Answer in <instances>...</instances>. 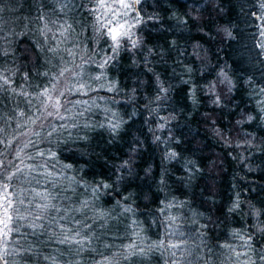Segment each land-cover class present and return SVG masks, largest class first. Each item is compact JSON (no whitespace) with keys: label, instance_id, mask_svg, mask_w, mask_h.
Here are the masks:
<instances>
[{"label":"trees","instance_id":"obj_1","mask_svg":"<svg viewBox=\"0 0 264 264\" xmlns=\"http://www.w3.org/2000/svg\"><path fill=\"white\" fill-rule=\"evenodd\" d=\"M95 8L0 0V78L9 81L0 79V154L22 158V187L47 188L59 210L88 202L58 229L59 210L44 212L43 229L17 238L16 264H264V0H139L129 17L142 21L137 45L124 40L118 54ZM45 23L71 25L75 50L63 63L43 47ZM70 64L71 88L97 90L71 92L88 104H72L65 124L40 123L42 93ZM45 160L63 169L56 188L42 169L28 173ZM133 242L145 252L125 259Z\"/></svg>","mask_w":264,"mask_h":264},{"label":"snow or ice","instance_id":"obj_2","mask_svg":"<svg viewBox=\"0 0 264 264\" xmlns=\"http://www.w3.org/2000/svg\"><path fill=\"white\" fill-rule=\"evenodd\" d=\"M138 3L139 0H95L96 8L92 11L94 13L99 12V15L96 16L97 23L99 24L98 31L102 30L103 35L111 40L112 43L110 47L113 53L115 54H118L120 48L122 47V41L124 40L130 41L133 47L137 45V41L132 39V28H134L137 24L141 23L142 21L139 19V17H132L131 19H129V17L131 12L135 11V6ZM41 19H43V17H41ZM44 27L47 28V24H45ZM70 28L71 25H68L67 28L61 25V36H65L68 32V29ZM48 30L50 31V29ZM49 51L55 52L56 49L50 48ZM70 54L73 53H71L70 51ZM112 59V56L105 58L103 60V63H101L99 67H105ZM65 71L70 70H62L60 75H64ZM44 75H47V73H45ZM80 75H82V73ZM0 79H3L4 84H7L9 82L7 78ZM94 79L100 80L101 76H97ZM0 87H2V85H0ZM100 87H104V85L101 84ZM89 90L95 91L97 89H90L88 85L81 83L79 87L68 88L65 91L70 93L77 92L81 95H87ZM108 90H115L114 85H109ZM54 91H56V85L52 84L50 88H46L45 91L42 93V95L46 97V102L44 104L45 111L47 112L48 116H52L55 114L58 116L59 119H64L62 115H59L60 108L64 107V104L60 102L59 97H63L65 95V91H59L57 99L55 100V102H52L53 98L51 93ZM68 103H73L74 105H87L88 101L77 100L75 102L69 101ZM49 107H51L54 111H48ZM79 114L83 115V112ZM21 115H23V113H21ZM64 127H67V125H65ZM111 127L113 130H115L119 127V124H113L111 125ZM52 131H56V128L53 127ZM48 135H51V132H49ZM37 155L40 157H45L46 153L40 151L37 153ZM47 157L48 159L53 161L57 159L56 154L54 152H51L50 150L47 153ZM29 158L34 159L33 157ZM0 168H3L2 162H0ZM54 168L55 164L49 165L48 160H45V162L43 164H40L39 166H28V173L30 174L33 171L42 169V171H39V175L45 178L43 182L49 184L51 188H56L59 184V177L63 175V169H61V171L57 173L53 171ZM18 173L24 174V170L17 168L16 172H12L7 176H5L3 172H0V264H9L7 257L11 255L14 251V249H9V242L12 240V236L14 233L20 234L21 229L25 227L32 228L34 230L43 229L45 225L43 223L37 224L36 221H41L45 219L43 215L44 212H48L49 210H59L55 204L51 203V201L55 199V196H53L52 192L49 191L47 188L43 192L35 191L32 199L27 200V205L26 200L24 198H20L24 195L23 191L10 193V183L8 182H11L14 178L18 179ZM5 180L8 182H5ZM37 183H41V181L37 180ZM103 186L107 187V185ZM93 191H95V189ZM13 195L17 196V199L15 201L11 198ZM36 197H39L42 201H44V203L34 205L37 208V213L33 216L31 223H21V221L28 220L29 216H31L32 213L30 211L27 212V214L21 213L19 206L26 205V208L33 206L32 201ZM87 206L88 202L84 201L81 208L75 209V211H82V209L86 208ZM124 211H131V209L125 208ZM33 234H35V232H33ZM79 234L80 233L77 231L76 235L79 236ZM23 235H27V233H23ZM170 235H179L182 237L184 234L181 232L170 233ZM68 241L69 237L65 235L64 238L59 242L66 243ZM74 242L78 245H83L84 239L82 238L80 240H74ZM88 242L90 243V240ZM160 246H163V241L160 242ZM169 247L177 249L181 247V244L173 243L170 244ZM125 249L128 253V255H125V259H128L131 255L144 254L145 252L143 248L138 249V245L135 242L126 245ZM172 255L175 256V252H173ZM188 255H191V252H189ZM261 259H264V255L261 256ZM108 264H111V261H109ZM116 264H119V261H117Z\"/></svg>","mask_w":264,"mask_h":264},{"label":"rangeland","instance_id":"obj_3","mask_svg":"<svg viewBox=\"0 0 264 264\" xmlns=\"http://www.w3.org/2000/svg\"><path fill=\"white\" fill-rule=\"evenodd\" d=\"M57 4H58V2H57ZM50 20H52V19H48L47 23ZM47 23H45V24H47ZM45 24L44 25L42 24V30H43L42 32L44 33V35H42L43 47L45 49H47L48 51L50 48H55L56 49L55 52L49 51L50 54H52L53 60H57L58 64L63 63L62 54L65 53V51H67V52L71 51L73 53V51L75 50V45L73 43L74 40L72 37L68 36L69 35V29H68V32L66 33L65 36H61V34H60L61 26H59L58 29H56L55 31H52V30L49 31L48 29H50V24L49 25L47 24V28L44 27ZM63 25L65 28H67V25H65V24H63ZM46 30H48V31H46ZM46 32H48V33L50 32L52 35L48 36ZM104 37H106V36H104ZM81 60L82 59H80V61ZM64 66L62 67V70L69 69L70 71H65L64 75H60V73H61L60 72L59 75L56 76L55 82L53 83L56 85V91L51 93L52 98H53L52 102H55V100L57 99L59 91H65L66 89L71 88V78L74 75L73 71L75 70L76 66H73L71 64L67 65L65 67ZM71 95L72 94L70 92L65 91V95L63 97H59L60 102L62 104H64V107L60 108V110H59V115H62L64 117V119H59L58 116L55 114L52 116L47 115V112L45 111V107H44V104L46 102V97H45L43 105H42V109L40 111V113H41L40 118H39L40 123H43L45 120L55 119L60 124H65L66 121L70 120L71 117L74 116V112H73L72 108H70L73 103H68L69 101H71ZM71 102H75V101H71ZM80 105H81L80 107L83 110H86V108H87L86 106H84L82 104H80ZM91 109H94V108H91ZM48 111H54V110L51 107H49ZM12 147L13 146L11 144L6 145V148H12ZM13 152L15 153L16 151L13 150ZM18 157H19V155H18ZM19 159L21 160V162H18L15 159L7 160L5 152L0 154V162L3 163V168H0V172H3L4 175L7 176L8 174L15 172L17 168L24 169V165H23L24 161L20 157H19ZM56 171H58V169H56ZM14 179L19 185L10 186L9 192L13 193V192L23 191L24 195L21 196L20 198H24L26 200V205H27V200L32 199V192L35 193V191L25 189L24 187H22L19 179H16V178H14ZM5 182H8V181L5 180ZM8 183H10V182H8ZM61 183L65 186V189H67L68 191H71V186L69 183H66V184L64 182H61ZM11 198L15 201L17 199V196L13 195ZM34 200L32 201L33 206H31V207L26 208V205H20L19 206L21 213L27 214V212H29V211L32 213V215L29 216L28 220L21 221V223L28 224V223L32 222L33 216L37 213V208L34 205L40 204V202L36 203V202H34ZM77 212H80V211H77ZM43 215L45 216V214H43ZM74 218H75V210H74L73 206H70V207L66 208L65 210L62 209V210H59V212H56V219H54V224L58 229L59 224H61L64 220L67 222L73 223ZM29 230H34V229L25 227V228L21 229L20 234H16V233L13 234L12 240L9 242V249L10 250L14 249V251L12 252L11 255H9L7 257L9 264H16V260L21 257L23 250L19 251L17 249V247H18V241H17L18 239L17 238L18 237L20 238V236H22L23 233H29L30 232ZM59 231H60V229H59Z\"/></svg>","mask_w":264,"mask_h":264}]
</instances>
